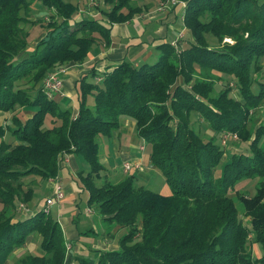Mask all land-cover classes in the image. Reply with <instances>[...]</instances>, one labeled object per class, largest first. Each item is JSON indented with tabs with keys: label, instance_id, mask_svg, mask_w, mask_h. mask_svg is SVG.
<instances>
[{
	"label": "trees",
	"instance_id": "16d2710c",
	"mask_svg": "<svg viewBox=\"0 0 264 264\" xmlns=\"http://www.w3.org/2000/svg\"><path fill=\"white\" fill-rule=\"evenodd\" d=\"M33 1L0 0V112L31 111L23 117L14 113L0 125V264L32 233L39 236L42 253L26 254L15 264H64L63 230L47 209L18 216L11 209L15 200L31 201L34 189L24 178L55 177L65 153L88 164L79 172L87 203L105 222L131 228L117 249L96 250V259L81 258L79 264H264V183L242 199L250 226L230 196L264 177V129L255 130L246 151L231 152L215 177L225 150L194 126L201 120L215 134L249 138V110L264 100V79L253 76L264 59V0H186L183 24L190 37L158 44L153 63L123 60L97 82L90 79L95 72L82 76L75 115L46 94L41 80L56 63H81L99 38L108 43L109 30L101 18L73 17L72 3L38 0L52 14L29 49L26 25L44 21L31 17ZM103 1L108 9L100 12L109 22L125 21L137 10L131 0ZM240 29L246 36L236 38ZM233 36V44L223 42ZM205 69L233 75L241 99L229 89L215 94L210 77L202 76ZM24 78L41 84L24 88ZM124 116L134 120L151 165L171 193L143 187L132 175L96 183L104 169L97 138L110 137ZM251 241L260 244L258 257L249 250Z\"/></svg>",
	"mask_w": 264,
	"mask_h": 264
},
{
	"label": "crops",
	"instance_id": "0c3cea01",
	"mask_svg": "<svg viewBox=\"0 0 264 264\" xmlns=\"http://www.w3.org/2000/svg\"><path fill=\"white\" fill-rule=\"evenodd\" d=\"M181 1L186 3V0ZM158 2L159 0H137L134 3L131 2L137 7V10L131 18L122 22H109L106 16L102 15L101 21L109 30L108 43H105L103 39L99 38L91 46L85 59L81 63L70 61L62 64L67 66V73L61 76L62 94H57L52 97L61 106L70 108L72 114L75 115L78 107V82L82 76L86 74L91 75L92 72H95V76L90 79L97 82L103 72L110 70L123 60L138 66L142 62L158 56V50L156 49L158 44L169 42L176 45L178 41L186 37V33L183 34L182 30L179 31L178 28L176 29V21L178 18H180L183 24L184 4L169 7L165 12H157L156 6ZM98 13L97 10H94L89 15L96 17L95 14ZM183 28L186 29L185 26ZM58 65L53 67L49 72L56 70ZM21 110L26 116L31 114L30 110ZM7 117L6 112H0V119L4 120ZM139 140L142 143H139ZM122 144L125 145L123 147L129 148L125 151L126 157L118 164L115 160L118 157ZM111 148L112 151L110 152ZM99 160L104 166L102 172H104L106 177L116 179L113 181L132 175L137 183L141 184L140 181H148L152 178V172L149 170L151 166L149 154L146 153L142 138L136 133L134 120L127 116L120 117L119 127L113 131L110 137L103 136L100 140ZM124 161H130L135 165L131 167L128 173H125L122 169V163ZM85 164L87 162L80 155L65 153L59 159L60 169L57 175L47 179V186L51 187L54 192L55 178H57L63 192V196L52 204L58 202L61 205L58 222L62 227L66 240L67 253L64 264H79L81 258L96 259V250H113L118 246L119 238L116 237L115 233L120 227L105 222L100 215H97V209L90 207L91 204H87L85 208L84 220L81 225V209L75 204L76 194L74 186L72 184H68L66 187L62 186L65 172L71 178L75 175L79 177L80 171L86 172L87 170ZM119 166L120 173L116 170ZM65 202L69 203L70 206L64 207V210H62V205ZM41 207L43 205H38L37 209ZM37 209L31 208V211ZM62 212H69L71 215L68 218H64L61 216ZM35 238L40 241V238L35 233L28 235L25 244L15 249L12 254L19 253L24 248L31 250V245H34ZM33 251H40L42 253L39 245L38 247L35 246Z\"/></svg>",
	"mask_w": 264,
	"mask_h": 264
},
{
	"label": "rangeland",
	"instance_id": "374dc122",
	"mask_svg": "<svg viewBox=\"0 0 264 264\" xmlns=\"http://www.w3.org/2000/svg\"><path fill=\"white\" fill-rule=\"evenodd\" d=\"M64 1L72 3L73 6L76 8V10L74 11L73 17H80L81 15L83 17H91L89 14L92 11L97 10V12H99V13L95 14V16L97 19H100L102 16L100 11L108 9V5L105 4L103 0H64ZM131 1L134 3L137 0H131ZM158 5H159V2L156 6L157 12H159L157 10ZM165 11H166V8L163 12H165ZM21 13H23V12H21ZM29 13L33 19H44L42 24H35V25L27 24L26 25V29L29 31L28 47H29V49H33L34 45L43 36V34L47 28L46 27V23H47L46 21H48V18L51 16L52 10L50 8H48L47 6L42 5V3L40 1L35 0L30 5ZM176 22H177L176 23V29L178 28L179 31L182 30L183 34L186 33L190 37L188 30L183 28L184 26H183L180 18H178V20ZM242 36H246V34L244 32H242V30L240 29L239 31H237V35L235 37L239 38ZM235 37L234 36L233 37H225L223 39V42H228L229 44H233ZM184 38H186V37H184ZM180 46H186V43H181ZM157 58H158V56H155L154 58L148 59L146 62L153 63L154 61L157 60ZM62 64H64V63H56L53 67H55L56 65H58V67L65 66ZM202 73H203L202 74L203 78H209L210 77L209 79H211V81L215 84V87H216L215 88V94L222 89H229V95L231 97L236 98V99H241V96L238 93L235 77L233 75H228V74H224V73L217 72V71H211V70H207V69L203 70ZM253 76H254V78L264 79V59L262 60L261 65L259 66V69L253 74ZM44 78L41 80V83L43 82ZM41 83H39V84H41ZM32 84L33 83L31 81V79H29V78H24L20 81V86H22L24 88H29V87L35 88L39 85V84H37L36 86H34ZM61 103H63V101H61ZM89 104H91V105L93 104L92 97L89 98ZM6 113H7L8 117L5 118L4 120L0 119V125L3 127L7 122L8 123L10 122L12 114L15 113L21 117H23V114H25L22 112L21 108H17V110H15L14 113H10V112H6ZM249 115L250 116H248L249 119L247 122V127H248V131H249V138L246 141H243L240 139V137L238 136L237 133L229 132L231 134H235L236 136L233 137V136L229 135L230 137L227 138L225 144L221 143V135L215 134L206 122L201 121V120L199 122L194 121L195 122L194 126L198 130V132L201 134L202 137H204L206 139L211 137L216 144H218L220 147L223 148V150H225V153H224L223 157L221 158V161L219 162V164L215 168V173H214L215 177H219L221 175L222 166L228 160L231 152H239V151H244V150L246 151L248 149V142L250 141V138L253 137L255 130L258 129V127L264 129V100L256 108L250 109ZM191 119H194V116L191 117ZM226 133L227 132H225V134ZM223 135H224V133H223ZM102 138H103V136H99L97 138V140L100 142V140ZM1 139L2 138L0 137V140ZM3 139L7 141L8 140V134H6L3 137ZM139 143H142V141L139 140ZM123 146H125V145L122 144L121 148L119 149L118 157L115 160V161H117L116 163H118V164L120 163L121 160H123L126 157L125 151L129 148V147H123ZM145 148H146V153L149 154V152H148L149 148L147 146H145ZM111 151H112V148L110 149V152ZM85 167H86V169L89 168L87 164H85ZM116 170L118 171V173H120V166L117 167ZM149 170H151V172H152V178L148 181H146V180L140 181L141 184H139V185H142L143 187H146L148 189H151L153 191H156V192H159L162 194L171 193V189L166 184L164 177H163L162 173L160 172V170L153 167L152 165L150 166ZM33 178H35V179H33ZM105 179L116 180L113 177H106L104 175V172H102V176H100V178H97L95 180H96L97 184H101ZM260 183H264V177H259L257 179L252 180V181H249L246 184L242 185L241 188H239V190L237 192L230 193V196H231L232 200L235 202V206L237 207L238 212L241 215L243 222L248 226H250V224H249L250 219L248 216L242 215L243 214V209L241 206L242 199H246L248 197L254 196V194L256 192L255 187L260 185ZM23 184L25 186H32L34 191H33L30 203L22 201V200H15V207L13 209H11V212H12V214H14L16 216L24 213V211H23L24 209L29 211V210H31V208L37 209L38 205H45V198L46 197H52V195L54 193L53 189L51 187L47 186V184H48L47 179L39 177V176H31V178L25 177L23 180ZM68 184H72V186H74V190H75V194H76V199H75L76 203L75 204H77L78 207L81 209L80 210L81 211V214H80L81 222H80V224L82 225L83 220H84L83 217L85 214V208L88 204L87 203V191L83 188L80 177H77V175H75L74 177L71 178V176L68 175L67 172H65V174L63 175L62 186L66 187ZM60 206H61L60 203L56 202L52 205H48V207H47V211H48V214L50 215V217L54 220H57V221L59 218ZM69 206H70L69 203H67V202L63 203L62 210H64V207L66 208ZM1 207H2V205L0 204V209H1ZM90 207L94 208L95 205L92 204V205H90ZM9 213H10V211H8L7 214H9ZM70 215H71V213H69V212H62V214H61V216L64 218H68V217H70ZM97 215L99 216L98 212H97ZM63 221H64V219H63ZM112 225L115 226V224H112ZM130 229H131L130 227H123L122 229L120 228L115 233V235H116V237L120 238L122 236V234L127 233ZM37 237H39V236L37 235ZM38 242H39V240L37 238H35L34 239V245L33 244L31 245V250L24 248L23 251H21L19 253L12 254L10 256V258H8V260L6 261L5 264H15L16 262L19 261L20 258L25 256L26 254H36L37 252H39L37 254H40V251H37V252L33 251L35 249V246L38 247V245H39ZM117 245H118V243H117ZM248 246H249L250 252L252 253V256L257 257V256L261 255L262 250H261L259 243L251 241V243L249 242ZM117 248H118V246L114 249H117Z\"/></svg>",
	"mask_w": 264,
	"mask_h": 264
},
{
	"label": "built area",
	"instance_id": "2783aa9c",
	"mask_svg": "<svg viewBox=\"0 0 264 264\" xmlns=\"http://www.w3.org/2000/svg\"><path fill=\"white\" fill-rule=\"evenodd\" d=\"M177 4H184L185 3L181 0H160L159 1V5L157 10L159 12H163L165 10V8H169V7H174ZM67 73V66H61L58 67L56 70L48 72L42 82V87L44 89V91L46 92V94H48L49 96H55L57 94H62V80H61V76L63 74ZM229 135L235 137V134H231L229 132H227L226 134L224 133L221 134V143L225 144L226 140L228 137H230ZM135 166L133 163H131L130 161H124L122 163V169L125 173H128L131 169V167ZM55 185H54V193L52 195V197H48L45 199V205H43V207L45 209H47L48 205H51L54 201L59 200L62 196H63V192L61 189V185L60 183L57 181V178H55ZM24 213L29 212L27 210H23Z\"/></svg>",
	"mask_w": 264,
	"mask_h": 264
}]
</instances>
